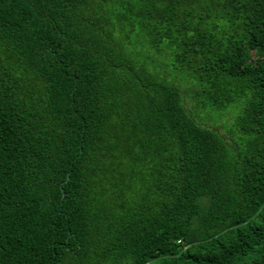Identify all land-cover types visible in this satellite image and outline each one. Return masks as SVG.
<instances>
[{"label": "trees", "instance_id": "obj_1", "mask_svg": "<svg viewBox=\"0 0 264 264\" xmlns=\"http://www.w3.org/2000/svg\"><path fill=\"white\" fill-rule=\"evenodd\" d=\"M0 264H264V0H0Z\"/></svg>", "mask_w": 264, "mask_h": 264}, {"label": "rangeland", "instance_id": "obj_2", "mask_svg": "<svg viewBox=\"0 0 264 264\" xmlns=\"http://www.w3.org/2000/svg\"><path fill=\"white\" fill-rule=\"evenodd\" d=\"M136 40H139V37H135ZM147 50H150V49H147ZM146 52V51H145ZM145 52H140L138 53L137 55H134L136 56V60L138 63H143L144 66H145V69L146 71L151 75L153 76L154 78L156 79H163L161 78L160 75L163 76V73H159L161 72V70L159 69V67L156 65L157 64V58L156 56H154V54L150 53V54H146ZM131 56H133V54H131ZM167 79L170 81L172 79V76L170 75L167 76ZM179 87V86H178ZM198 114H199V120H202V121H206L208 120L209 122L213 121L214 120V117H216L214 114H211V115H208L204 110H200V111H197ZM207 116H209V119L206 118ZM227 120V119H226Z\"/></svg>", "mask_w": 264, "mask_h": 264}]
</instances>
